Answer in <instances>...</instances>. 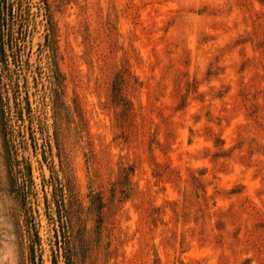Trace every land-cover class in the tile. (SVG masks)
<instances>
[{"label": "rangeland", "instance_id": "rangeland-1", "mask_svg": "<svg viewBox=\"0 0 264 264\" xmlns=\"http://www.w3.org/2000/svg\"><path fill=\"white\" fill-rule=\"evenodd\" d=\"M4 43L0 264H264V0H0Z\"/></svg>", "mask_w": 264, "mask_h": 264}, {"label": "trees", "instance_id": "trees-1", "mask_svg": "<svg viewBox=\"0 0 264 264\" xmlns=\"http://www.w3.org/2000/svg\"><path fill=\"white\" fill-rule=\"evenodd\" d=\"M11 9L8 11V16H11ZM7 44H0V49L5 52L7 49ZM23 114L24 111H20L19 115L21 117V119L23 120ZM4 117V114L2 115ZM45 156V160L47 158L46 153H44ZM7 163H8V167L10 169V171L12 172L14 165H15V156H14V150L12 149V145L7 146ZM15 184V183H13ZM53 188H57L56 185H54V183L52 184ZM60 251V246L58 245L56 252L58 253ZM72 262V258H68L67 259V263H71ZM31 263L35 264L38 263L37 259H36V245H35V241H32V245H31Z\"/></svg>", "mask_w": 264, "mask_h": 264}]
</instances>
